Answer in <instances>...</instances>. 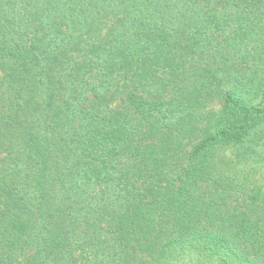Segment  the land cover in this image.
Instances as JSON below:
<instances>
[{"label": "trees", "instance_id": "1", "mask_svg": "<svg viewBox=\"0 0 264 264\" xmlns=\"http://www.w3.org/2000/svg\"><path fill=\"white\" fill-rule=\"evenodd\" d=\"M0 264H264V0H0Z\"/></svg>", "mask_w": 264, "mask_h": 264}]
</instances>
